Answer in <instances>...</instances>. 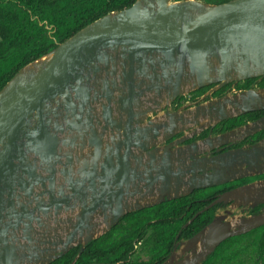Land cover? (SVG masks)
<instances>
[{"label": "water", "instance_id": "95a60500", "mask_svg": "<svg viewBox=\"0 0 264 264\" xmlns=\"http://www.w3.org/2000/svg\"><path fill=\"white\" fill-rule=\"evenodd\" d=\"M258 77L264 0H137L22 68L0 91V264H51L77 246L80 256L129 213L264 174L263 146L212 155L264 130V117L186 143L264 110V89L169 109L203 87ZM230 201L264 204V180L207 208ZM263 225L264 210L217 217L163 264H202Z\"/></svg>", "mask_w": 264, "mask_h": 264}, {"label": "trees", "instance_id": "16d2710c", "mask_svg": "<svg viewBox=\"0 0 264 264\" xmlns=\"http://www.w3.org/2000/svg\"><path fill=\"white\" fill-rule=\"evenodd\" d=\"M137 0H0V91L22 68L54 50L79 30ZM180 1V0H178ZM221 4L230 0H197ZM255 79L238 84L247 89ZM264 87V82L260 84ZM203 89L194 91L200 96ZM177 98V101L183 99ZM254 112L220 122L244 124ZM244 180H242L243 182ZM231 183V182H230ZM232 184V183H231ZM226 188L229 183L224 184ZM217 186L124 216L107 234L74 247L51 264H163L180 241L189 240L215 219L201 200ZM202 264H264V225L222 242Z\"/></svg>", "mask_w": 264, "mask_h": 264}, {"label": "flooded vegetation", "instance_id": "af4514ba", "mask_svg": "<svg viewBox=\"0 0 264 264\" xmlns=\"http://www.w3.org/2000/svg\"><path fill=\"white\" fill-rule=\"evenodd\" d=\"M255 79L253 81V83L247 88V89H243V90H239L238 89V83H229L215 91H213L218 84H213L207 87H203L201 89H203V93L200 96H194V92L189 93L187 95H183V99L177 101V99L170 105L169 109L171 112H178V111H184L187 109H191L193 107L199 106V105H203L206 104L208 102H211L212 100H217L220 98H224L226 96H231L240 92H243L245 90H262L264 89V87L260 86V84L262 82H264V78H253ZM254 114H259L258 117H254V118H246L244 120V124H239L233 127V124H221L218 123L216 126H214L212 129H206L204 131H202L200 134L195 135L193 137H191L189 139V141H187L186 143H191L194 141H200L203 140L205 138H208L209 136L215 137L221 134H225V133H229L233 130H238L239 128H242L244 126H246L249 123H253L255 121H258L259 119L264 117V110L261 111H256L254 112ZM194 129H191L190 132H192ZM191 134V133H190ZM183 136L182 134L177 136L176 138H179ZM236 141H234V143H231L229 145L220 147L219 152L217 151H213L212 155H217V154H221L223 152H227V151H233V150H238V149H242V148H250L252 146L260 145L263 146L264 148V130H261L253 135L247 136L246 138H244L242 141L235 139ZM242 180H244L242 182ZM264 180V174L262 175H258V176H254V177H249V178H245V179H240V180H236L233 181L230 184V186L228 188H226L225 185H222V187L224 188H218L216 190H214L210 195H208L207 197L201 199V200H207V202H209L210 204L217 200L222 194L228 192V191H232L234 189H237L243 185L246 184H250L253 182H258V181H263ZM221 187V186H220ZM209 204V205H210ZM208 205V206H209ZM207 206V207H208ZM205 208L207 209H212L213 211L212 213H214V217L218 219H220L221 221L224 222H231L233 218L235 217H251V216H255V215H259L261 213H263L264 210V204H256L255 201H252L250 203H235L234 201H230L229 203L225 204V203H219L216 204L214 206H212L211 208ZM188 240H183L180 241L181 242H186ZM180 247V246H179ZM179 250V248L177 249V251Z\"/></svg>", "mask_w": 264, "mask_h": 264}, {"label": "rangeland", "instance_id": "374dc122", "mask_svg": "<svg viewBox=\"0 0 264 264\" xmlns=\"http://www.w3.org/2000/svg\"><path fill=\"white\" fill-rule=\"evenodd\" d=\"M189 255H190L189 253L188 254L187 253H185V254L182 253V254L179 255L178 259H182V258L187 257Z\"/></svg>", "mask_w": 264, "mask_h": 264}]
</instances>
